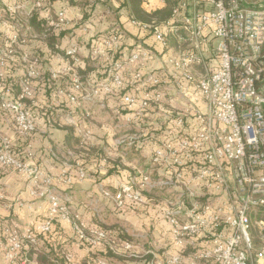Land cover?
<instances>
[{
  "label": "built area",
  "instance_id": "built-area-1",
  "mask_svg": "<svg viewBox=\"0 0 264 264\" xmlns=\"http://www.w3.org/2000/svg\"><path fill=\"white\" fill-rule=\"evenodd\" d=\"M166 3L144 0L153 9ZM50 7V0H0V109L14 115L17 134L24 138L37 132V121L25 102L34 103V84L45 65L30 46L75 26L69 7L55 11ZM34 20H41L40 33L34 30ZM129 22L150 31L160 49L170 51L161 73L144 71L155 57L147 50L117 58L124 38L121 29L92 42L91 59L106 72L100 83H85L77 69L78 50H66L59 57L65 66L50 71L52 79L69 81L67 89L58 90L55 103L62 108L63 96L74 107L64 112L66 125L75 127L81 144L87 145L92 133L81 129L76 110L87 100L111 96L126 86L131 92L122 96L118 108L122 124L141 127L168 93L187 107L178 110L170 103L169 127L132 131L116 139L115 145L122 147L153 145V163L165 171V177L153 179L140 171V180L137 175L116 191L101 188V193L118 210L129 204L146 205L150 193H163L162 215L181 252L149 264H184L183 252L190 248V264H264V0H178L164 23H142L134 17ZM171 37L186 45V51L171 53ZM16 68L23 72L16 76L20 92L14 96L7 80L15 78ZM13 150V141L0 128V165L25 175L32 196L46 199L49 211L43 222L23 231L17 225L6 230L7 242L0 240V250L8 264H28L25 250L37 249L38 235L50 233L57 220L70 224L76 239L87 245H104L116 255L131 253L139 258L131 243H119L91 227L54 190L55 183L70 186L90 177L80 161L65 162L61 174L52 176L35 164L32 143L25 147L24 158ZM72 259L67 256L68 264H73ZM98 264L112 263L99 260Z\"/></svg>",
  "mask_w": 264,
  "mask_h": 264
},
{
  "label": "crops",
  "instance_id": "crops-1",
  "mask_svg": "<svg viewBox=\"0 0 264 264\" xmlns=\"http://www.w3.org/2000/svg\"><path fill=\"white\" fill-rule=\"evenodd\" d=\"M50 3V8L54 11L69 7V18L75 23V26L68 27L56 38L36 41L31 44V50L34 51L35 49L42 53L43 62L45 63V65L43 64L44 73L50 74L52 69L64 67L66 63L61 58H63L66 50L76 48L80 58L77 69L83 81L85 83L90 80L92 83L104 81L106 72L100 66V62L91 59V47L96 38L108 34L112 31L113 26H120L124 32L123 45L117 58H126L138 49L147 50L153 53L155 57L147 64L144 71L161 73L160 68L163 67L164 58L170 51H166L167 53L163 55L157 44L155 47L154 38L150 31L134 28L130 24L129 18L133 17V14L129 0H50ZM110 13L116 18L114 23H112ZM40 21L34 20L32 23L36 33H40L42 30ZM84 29H87V32H84ZM51 39L54 41L50 45ZM172 40L174 41V37L170 38V41ZM176 40L179 43V40ZM170 48L171 53L179 51L175 50V47L170 46ZM92 62H97L102 69H99ZM127 76L129 77L130 74H127ZM67 86L69 87V83L66 85L60 83L57 85L56 90ZM34 88L36 92L34 103L30 100L26 101L30 103L31 108L32 105L37 104L35 117L38 128L34 139L29 140L18 135L14 125V115L0 109L1 131L3 135L8 136L13 141L16 148L32 143L35 164L47 175H60L65 162L75 164L80 161L87 168L90 175L88 179L80 182L76 181L70 186L55 183L54 190L67 201L72 213L80 215L85 222L106 224L109 219L112 222L109 225L107 223L106 226H119L132 239L129 243L133 245V253L139 255V258L132 257L131 253H126L116 255L119 259L114 258L109 262L112 264H149L161 262L166 257L181 252L174 245L171 225L162 215L163 193L162 195L159 191L150 193L146 205L141 206L139 210L129 209L126 213L117 211L113 203L101 193V188L114 192L122 183H127L137 175L138 180H140V171L147 173L146 171L150 169V156L152 157L151 164L153 168L151 173L153 179L165 177V171L153 163V145H140L139 143L130 147L115 145L116 139L121 135L116 134L117 131L114 130L110 121L117 119V115L119 116L116 111L120 107L122 96L127 92H131V88L128 86L122 88L123 92L120 96L113 94L108 97L87 100L83 103L84 107L82 109H75V117L80 122L81 129L89 130L92 133L89 143L85 146L81 144L79 131L75 127L67 126L65 123V110L74 107L63 96L60 97V100L64 103L62 108L55 104L58 98L56 96L52 102H49L46 95L47 82L42 79L35 82ZM19 92L20 89L17 87L14 96L18 95ZM116 93L118 94V91ZM173 98L174 95L168 93L160 106L153 107L148 112L145 121H151V130L156 125L160 128V125L168 124L169 127L172 124L168 121L166 111L170 110V103L172 105L179 103L173 101ZM185 107L186 105L183 106V108ZM201 108L204 110L205 105H202ZM101 109L103 111H100ZM86 113L89 117H85L84 114ZM111 116L113 117L111 118ZM121 119H123V116H121ZM142 127H144V122ZM133 132L138 133L141 131ZM91 148H94V150L92 151ZM127 149L129 151L125 152ZM98 152L102 155L101 159L96 158ZM65 155L69 156L70 161L60 159L62 156L66 157ZM111 155L115 156L116 160L111 159L109 157ZM102 159H107L108 163L104 165L101 163ZM72 201L74 202L72 203ZM48 211L49 203L46 199L32 196L31 187L25 175L17 171L0 173V240L2 242H7L8 234L6 230L9 227L17 225L23 231L29 226L43 222L48 217ZM61 229L65 233H72L70 224L66 222H61ZM141 233H150L147 235L149 240H143L140 237ZM65 240L58 239L56 244H64L63 246L66 248L69 244L67 245ZM31 249L35 252L31 256H28V250L24 253L28 264H41L39 257L45 255L42 246L40 248L38 245L37 249ZM72 250L73 252L68 253L66 256L73 257V264H98L99 260L92 259L88 249H81L79 245H74ZM191 250L192 248L183 252L184 264H190L188 255ZM46 256L51 261L53 260L52 256L47 254ZM0 264H8L2 250H0Z\"/></svg>",
  "mask_w": 264,
  "mask_h": 264
},
{
  "label": "trees",
  "instance_id": "trees-1",
  "mask_svg": "<svg viewBox=\"0 0 264 264\" xmlns=\"http://www.w3.org/2000/svg\"><path fill=\"white\" fill-rule=\"evenodd\" d=\"M177 1L178 0H167V3L165 6H160V7H157L156 9L149 8V6H147V4H144V0H129V4H130V8H131L133 17L135 19H137L138 21H140L142 23H150L153 20H157L158 22L164 23L165 21H167L171 17L173 8L176 5ZM62 33L63 32H61V34ZM57 36H53V37L56 38ZM53 37H51V38H53ZM176 39L177 38L174 37V41L173 40H172L173 42L170 41V46L172 48L175 47L174 49L178 50L181 47V44L178 43V41ZM53 41L54 40L51 39L50 40L51 43H49V44L51 45ZM154 44L156 47L155 41H154ZM161 51H162L161 53H163V55L167 53L166 52L167 50H165V51L161 50ZM37 53L39 54L40 57H42V53H40L38 51H37ZM100 66H101V64H100ZM22 72L23 71H21V69H17L16 73L14 75L13 71H12L11 74H13L15 78L14 79L8 78L7 83H9L11 86H13V90H16L18 87L17 81H16V76L21 74ZM105 78H106V76H105ZM41 79L44 82H47L46 95L49 99V102L50 101L52 102L55 96L57 97L58 90H60V89L56 90V87L58 84L62 83V84L66 85L67 83H69L67 77H62V78H60V80H54V79H52L50 74L47 72L43 73ZM262 84L264 85V73H263V83ZM63 87H65V86H63ZM67 87L63 88V89H67ZM117 91H118V94L116 93ZM122 92H123L122 88H119V89L117 88V89H115L114 95L120 96V95H122ZM36 105H34V106L32 105V108H31L30 103L25 102V106L27 108L31 109V112H32L34 117H35V109L37 108ZM63 109H65V108H63ZM35 119H36V117H35ZM35 134L31 137H28L27 139H29V140L34 139ZM22 145H24V144H22ZM25 145L19 146V148L18 147L16 148V146H14L13 151H14L15 155H17L20 158H24V151H25L24 148L26 147ZM91 149H92V151L94 150V148H91ZM96 158H98V159L102 158V155L100 152H98ZM5 171L6 172H12L15 170L5 168V167H2L0 165V173L5 172ZM140 208H141V206H137L135 204H129L125 210H123V209L122 210L116 209V210L119 211L120 213H126L127 210H129V209L139 210ZM89 225L91 227H94L95 229L104 231L111 239H113L119 243L131 242V240H132L128 236V234L119 226H106V225H102V224L97 223V222H91V223H89ZM58 239H62V240L66 239L65 241H67V245L69 244V246H66V248H65L63 246L64 244L57 245L56 243H57ZM38 245L40 248L42 246V248L45 252V255H41V257H39V261H41V264H57V263L68 264L66 255L68 253L73 252L72 246H74V245H79L81 249H88L90 252V257L92 259H94L95 261L100 260V259L110 261V260H114V258L117 257L116 254H114L107 246L101 245V246H97V247H92L90 245H87L86 243H83V242L77 240L76 237L74 236V234L69 233V232L65 233L64 230L61 229V221H58V220L55 222L54 228L52 229V231L50 233L38 235ZM27 250L29 253L28 256H31L32 253H35L33 251V249H31V248H29ZM27 250H25V252ZM46 254L52 256L53 260L51 261V259H49L46 256Z\"/></svg>",
  "mask_w": 264,
  "mask_h": 264
},
{
  "label": "rangeland",
  "instance_id": "rangeland-1",
  "mask_svg": "<svg viewBox=\"0 0 264 264\" xmlns=\"http://www.w3.org/2000/svg\"><path fill=\"white\" fill-rule=\"evenodd\" d=\"M111 14V13H110ZM112 15V14H111ZM111 18H112V23H114L115 21H116V18L115 17H113V15L111 16ZM112 30H115V29H121L122 30V28L120 27V26H113L112 28H111ZM123 31V30H122ZM187 46L186 45H182L178 50H184L185 48H186ZM185 51H186V49H185ZM181 52H183V51H177V52H175V53H181ZM92 63H94L95 65H97L98 66V64H97V62H92ZM99 67V66H98ZM97 69V68H96ZM99 69H102V68H100L99 67ZM98 70V69H97ZM175 106H176V108L178 109V110H183V103H177V104H175ZM187 107V106H186ZM98 109V108H97ZM100 109V108H99ZM100 111H103V109H101ZM97 112H98V110H97ZM116 112H118V111H116ZM102 113H104V112H102ZM121 116H122V114H120L119 116L117 115V119H112L110 122L112 123V126L114 127V130H116L117 132H116V134L117 135H122V134H126V133H129V132H132V130L133 131H139V130H145V129H151V127H152V125H151V121L150 122H145V124H144V127H140V126H138V125H136V126H132V125H127V124H122V121H123V119H121ZM97 117H98V115H97ZM113 116H111V118H112ZM110 118V119H111ZM157 124H159V123H157ZM161 126H163V125H160V127ZM166 125H164L163 127H165ZM155 128H157V129H159L158 128V126L156 125L155 126ZM151 131V130H150ZM133 133V132H132ZM129 151V149H127V151H125V152H128ZM55 153H56V155L58 156V153L55 151ZM66 157H64V156H62V157H60V159H62V160H65L66 161V159L68 160V161H70L68 158H69V156H67V155H65ZM111 159H114V160H116L115 159V156H109ZM128 157H130V156H128ZM127 157V158H128ZM150 166H149V170L148 171H146L148 174H152L151 172H152V164H151V159H152V157L150 156ZM35 162V161H34ZM155 167V166H154ZM2 173V172H1ZM74 201H72V203H73ZM263 218H264V216H263ZM107 223H108V225L109 224H111V220H107L106 221ZM106 223V224H107ZM106 224H102V225H106ZM126 225V224H125ZM128 226V225H127ZM148 234H150V233H148ZM147 233L146 234H144V233H141V238L143 239V240H149L148 238H147V235H148ZM259 241L257 240V248H259L260 246H259ZM116 259L118 258V257H115ZM119 259V258H118Z\"/></svg>",
  "mask_w": 264,
  "mask_h": 264
}]
</instances>
